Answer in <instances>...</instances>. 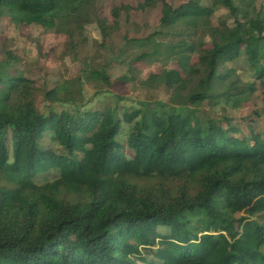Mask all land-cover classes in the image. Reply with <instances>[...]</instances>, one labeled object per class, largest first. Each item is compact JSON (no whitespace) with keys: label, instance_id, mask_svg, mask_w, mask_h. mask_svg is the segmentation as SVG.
I'll list each match as a JSON object with an SVG mask.
<instances>
[{"label":"trees","instance_id":"obj_1","mask_svg":"<svg viewBox=\"0 0 264 264\" xmlns=\"http://www.w3.org/2000/svg\"><path fill=\"white\" fill-rule=\"evenodd\" d=\"M94 1L0 0V15L59 29ZM158 2L161 29L125 37V47L140 48L130 66L176 62L142 81L162 86L170 105L122 117L108 106L43 112L31 79L0 74V264H264V121L257 131L198 114L255 90L229 67L241 55L264 86V19L233 0L136 8ZM218 6L230 23L213 22ZM130 8L115 7L114 24ZM96 20L106 39L110 26ZM92 77L110 85L103 69ZM62 90L43 98L72 102ZM124 122L131 156L118 139ZM46 133L58 151L42 143Z\"/></svg>","mask_w":264,"mask_h":264},{"label":"rangeland","instance_id":"obj_2","mask_svg":"<svg viewBox=\"0 0 264 264\" xmlns=\"http://www.w3.org/2000/svg\"><path fill=\"white\" fill-rule=\"evenodd\" d=\"M143 0H95L92 5L81 10L77 16L61 28H45L38 24H22L11 18L8 13L0 15V74H20L31 79L37 88L35 103L47 112L49 109L61 111L79 106L82 110L99 109L105 106L116 109L118 117L125 110L149 104L152 108L161 103L170 105L169 96L162 86H145L142 81L149 75L160 73L164 68H177L175 61L168 64L161 62H134L131 58L140 48L136 45L125 47V37H140L155 29H161V2L146 9L136 8ZM177 6L187 0H167ZM249 17L264 19V0H233ZM203 5H210L213 0H200ZM120 5L130 6L128 12L122 11L118 24H114L112 11ZM136 8V9H135ZM97 18L105 19L110 26L108 36L103 38ZM221 21L230 23L232 17L222 6L216 8L213 16L215 24ZM206 46L211 40L204 37ZM14 56L11 59L9 56ZM196 61L193 56L192 62ZM242 83H254L255 90L241 94L238 98H221L204 102L198 109L199 115L215 118L226 116L237 125L246 121L261 129L264 121V86L256 77L245 55L229 65ZM103 69L109 76L110 85L92 77L93 72ZM127 76L130 80L124 81ZM80 77V82L77 78ZM56 86L63 88L62 98L74 97L72 102L50 103L43 96L46 90ZM237 99V100H236ZM242 127H244L242 125ZM131 130V123H122L118 139L124 145L126 156L131 150L126 146V138ZM241 132H239L240 134ZM42 143L58 151L60 148L50 133L44 135ZM55 172L48 176L53 179Z\"/></svg>","mask_w":264,"mask_h":264}]
</instances>
